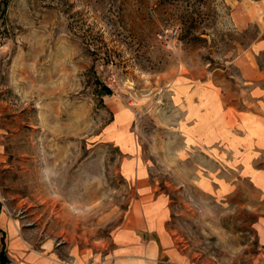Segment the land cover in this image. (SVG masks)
Instances as JSON below:
<instances>
[{
    "label": "rangeland",
    "instance_id": "374dc122",
    "mask_svg": "<svg viewBox=\"0 0 264 264\" xmlns=\"http://www.w3.org/2000/svg\"><path fill=\"white\" fill-rule=\"evenodd\" d=\"M3 1L11 264H131L160 208L182 264H264V0Z\"/></svg>",
    "mask_w": 264,
    "mask_h": 264
},
{
    "label": "crops",
    "instance_id": "0c3cea01",
    "mask_svg": "<svg viewBox=\"0 0 264 264\" xmlns=\"http://www.w3.org/2000/svg\"><path fill=\"white\" fill-rule=\"evenodd\" d=\"M234 18L237 19V24L244 25L251 20V14L247 11L242 13L238 10L234 12ZM255 44L256 46L259 45V43ZM250 67L253 74L247 76L257 77V71L251 65ZM160 210V213L153 215L146 213L144 217L137 216V214L132 215L134 219L132 226L139 231H127L125 238L122 236L124 238L121 242L123 246L120 249L123 253L136 255L135 260H131L133 262L131 264H182L179 261L180 249L175 242V237L165 227L168 216L163 213L161 208ZM16 220L14 213L0 199V248L4 245L9 264H11L9 246H17L21 242L16 236Z\"/></svg>",
    "mask_w": 264,
    "mask_h": 264
},
{
    "label": "trees",
    "instance_id": "16d2710c",
    "mask_svg": "<svg viewBox=\"0 0 264 264\" xmlns=\"http://www.w3.org/2000/svg\"><path fill=\"white\" fill-rule=\"evenodd\" d=\"M8 3V0H4L3 1V4H7ZM189 16V15H188ZM186 19H191L190 17H187ZM189 29H184V32H188ZM200 34H203V33H200ZM200 34L197 35V37H200ZM111 93V90L106 87V86H101V96L103 95H107V94H110ZM0 264H9V259L4 251V245L1 246L0 248Z\"/></svg>",
    "mask_w": 264,
    "mask_h": 264
},
{
    "label": "built area",
    "instance_id": "2783aa9c",
    "mask_svg": "<svg viewBox=\"0 0 264 264\" xmlns=\"http://www.w3.org/2000/svg\"><path fill=\"white\" fill-rule=\"evenodd\" d=\"M175 32H176V30H174V33H175ZM109 79H110V78H109ZM109 79H108V80H109Z\"/></svg>",
    "mask_w": 264,
    "mask_h": 264
}]
</instances>
